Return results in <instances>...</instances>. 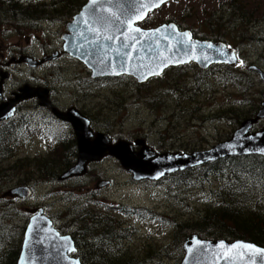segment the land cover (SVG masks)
<instances>
[{
    "label": "rangeland",
    "instance_id": "rangeland-1",
    "mask_svg": "<svg viewBox=\"0 0 264 264\" xmlns=\"http://www.w3.org/2000/svg\"><path fill=\"white\" fill-rule=\"evenodd\" d=\"M22 1L33 6L52 3L56 9L62 12L65 10V8H62L65 7L67 2L59 0ZM78 1L74 0L73 3ZM228 1L231 0H173L156 11L151 16L150 21L153 24L165 20L177 21L183 26L211 38L219 30L221 31V28L218 31L210 32L205 27L204 22L210 18L220 19L221 13L226 15L228 10L222 9L220 11V6ZM238 1L248 2V0ZM249 2L264 5V0H250ZM216 9L219 13L214 17L212 14ZM260 14L259 19L262 20L264 8L261 9ZM61 15H64V13ZM261 24H264V22H261ZM40 25L46 28L45 25ZM252 28L250 31L255 32ZM24 32L28 36L36 34L30 30ZM38 35L41 34L38 33ZM46 36H50L48 40L53 38L51 35ZM248 36L253 37L251 34H248ZM248 43L250 46L242 47V50L235 46L236 52L240 54L241 62L239 64L235 67L219 66L221 68L218 69L222 72L217 71L219 74L217 77L219 78L226 73L228 78L230 76L233 81H235V75L245 77H239L236 84L225 89L219 87V82L222 81H214L216 82L214 86L210 83L204 90L199 89L200 94H195L196 91L193 90L195 97L192 96L194 97L192 99L194 102H192V99H185L184 101L180 98V105L187 104L184 109L181 107L176 108L179 103L174 96L175 94L179 95L176 86L184 94L185 88L188 87L186 81L194 80L189 71L184 72L183 77L169 71L163 79L150 81L140 87L129 81L111 85L114 89L97 86L98 89L92 91L93 94L89 98L91 106L79 104L97 119L96 123L100 128H107L108 134H113L112 136L117 139H132L133 142L143 140L146 141V145H150V148L159 149L164 151L163 153H184V150L195 152L210 148L219 142L225 141L232 134L234 128L231 120L234 117L243 114H245L244 117L252 115L258 110L260 102L263 101L264 83L256 72L247 73L246 68L255 66L264 71V44H260L255 39H249ZM62 67L68 68V71L72 73L81 71V68L67 65V63ZM211 75L213 74L211 73ZM33 76L27 71L23 75L27 81L32 80ZM82 77L86 78V76ZM242 79L247 82L246 84L243 82L246 91H240L242 85L239 81ZM20 81L18 80V82ZM87 85L85 84L84 87L87 88ZM188 90L191 91V89ZM170 91H173L174 95H171ZM60 94H64L67 103H75L77 92L74 87L70 86V90L60 91ZM148 99H155L156 101L158 99L161 108L157 107L156 103L155 105L152 103L154 108L152 109ZM246 99H250L249 102ZM149 107L152 113L148 109ZM106 115L111 118L106 120ZM171 115L177 116L175 122L179 127L175 131L174 129L170 130L171 126H168ZM106 122L109 126H106ZM21 149L28 152L39 150L36 145H20L18 151ZM20 153L21 151L15 152V154H11L9 159L0 161V206L10 204L7 207L9 208L10 217L12 216V222L18 223L17 225H20V228L25 224V221L36 214L37 211L34 209L38 207L43 209L47 217H54V222L62 230L61 233H65V236H67L68 234L71 235L73 224L69 220H73L74 215L79 217V212L84 211L85 214L86 209L95 212L104 209L109 216H112L121 224L127 225L132 236L129 245L135 253H138L143 250L142 247L146 244L153 248L165 246L169 243V230L171 227L168 226V221H171L173 217H177L176 221L178 222L181 218H192L196 210L201 208L203 204L216 202V200H212L213 195L210 189L212 184L208 183L202 187L188 188L184 186V188H176L174 186L171 188L170 183L164 180L167 178L163 179L166 183L162 182V186L159 185L158 187L152 186L149 182H131L129 173L115 159H110L111 157L105 158L101 164L92 166L89 164L90 166L86 167V173L81 177L72 179L73 182L70 180L61 182L63 185H52L45 183L44 180L46 179L40 178L42 173L38 172L37 166L29 160H18L17 166L11 168L10 165H13L15 157ZM44 160L47 161L46 158ZM6 166L10 167L6 168ZM102 181L109 183L103 188H97L96 185ZM14 187L31 188L30 198L26 200H12L14 199L12 197H10L11 199L5 198V194ZM119 208H135L139 211L149 210L151 214L156 215V220H150V222L140 220L137 213L124 215ZM143 215L145 217L150 216L149 213H143ZM164 261L166 264H173L172 257L168 259L164 257Z\"/></svg>",
    "mask_w": 264,
    "mask_h": 264
},
{
    "label": "water",
    "instance_id": "water-1",
    "mask_svg": "<svg viewBox=\"0 0 264 264\" xmlns=\"http://www.w3.org/2000/svg\"><path fill=\"white\" fill-rule=\"evenodd\" d=\"M171 1L173 0H87L74 21L65 28L63 50L78 59L91 72L92 79L127 76L139 85L161 77L171 68L190 64L201 70L212 65L235 67L239 64L240 60L234 49L222 43L193 39L189 31L180 32L173 23L153 29L136 27L149 14ZM139 16L143 18H138ZM137 28L140 31H134ZM184 33L190 35L185 36ZM22 62L24 63L22 60L18 61L17 64ZM26 63L31 68L38 65L36 62ZM252 71L264 83V72L257 67H252ZM46 97V91L24 87L20 95L11 102V107L32 98L41 99L45 105ZM0 108L1 113L4 109ZM55 114L60 120L72 125L78 149L76 163L58 177V182L83 176L89 164L99 162L106 156L115 159L134 182L153 183L175 173L220 160L249 156L264 158V129L251 133L252 126L264 120V101L255 118L242 122L229 140L204 151L184 154H156L143 140H136L133 144L118 141L111 145L108 137L101 133L91 141L92 134L87 121L77 112ZM7 118L8 116L0 117V120ZM133 147L139 150L134 152ZM108 183L102 181L96 187L103 188ZM5 196L26 200L31 196V190L25 187L15 188ZM248 245L251 247H247ZM182 250L184 255L179 264H264V248L242 240H208L193 234L184 240ZM75 251L71 236H61L53 229L42 210H38L26 226L16 264H81L78 259L70 257Z\"/></svg>",
    "mask_w": 264,
    "mask_h": 264
},
{
    "label": "trees",
    "instance_id": "trees-1",
    "mask_svg": "<svg viewBox=\"0 0 264 264\" xmlns=\"http://www.w3.org/2000/svg\"><path fill=\"white\" fill-rule=\"evenodd\" d=\"M249 1L246 3L238 0L224 2L222 5L225 6L226 11L228 10L226 15L221 13L218 20L210 18L204 22L205 27L210 32L218 31L221 28V31L219 30L214 35L226 39L228 34L233 32L230 25H237L238 28L234 29L237 36L235 44L240 49L246 42L248 43L249 39H252L248 34L258 33L250 31L252 25L257 24L256 26L259 27L262 25L261 22H264V15H262V20L259 19L264 5L261 3L252 4ZM47 9L49 8H45V6L39 8L22 0H0V21L10 17L17 19L14 13L19 16L21 11L38 12L50 17L51 10ZM22 16L23 14H20V17ZM230 40L232 41V36ZM184 72L186 71L177 72L176 74L183 77ZM191 74L194 80L186 81L188 87L185 88L184 94L176 86L179 95L175 94V96L184 101L195 97L193 90L196 91L195 94H200L199 89L204 90L210 83L214 86V83H216L214 81H222L219 82V87H230L237 83L239 77H245L235 75V81H233L231 78L230 80L227 79V73L221 78L215 77L219 74L208 77L198 71L191 72ZM239 82L242 86L247 83L245 79ZM188 89H191V91ZM192 102H194L193 99ZM150 104L152 105V103ZM256 113L254 112L248 117H244L245 114L234 117L231 120L233 128H237L244 120L254 118ZM110 118L108 117L106 120ZM106 126H109L107 122ZM171 129L173 128L170 127ZM4 147H6L5 140L1 136L0 151H3ZM188 152L184 150V153ZM73 163L74 161L59 159L57 163L53 164L52 168L49 160L41 159L37 161L36 166L38 172L43 174L40 176L41 179L56 183L58 177L69 169ZM44 169H49V171L55 169L56 171H54V174L45 177ZM166 181L170 183L171 188L174 186L176 188H184V186L194 188L206 186V183L212 184L210 188L213 195L212 200H216V202L203 204L201 208L196 210L192 218H181L178 219V222L176 221L177 217H173L171 221H168V226L171 227V231L169 230V243L165 246L153 248L146 244L142 247L143 250L138 253H135L129 245L132 236L127 225L121 224V222L109 216L104 209L98 212L86 209L85 214L84 211H80L79 217L74 215L73 220L70 219L69 222L73 224L71 237L75 243L77 256L81 264H166L164 257L166 259L172 257L173 264L179 263L183 258L182 243L188 236L193 234H197L201 239L209 240H226L228 242L243 240L264 248L263 158L251 156L220 160L173 174L168 176ZM7 205L10 204L7 203ZM7 205L0 206V264H16L19 258L24 228H20L16 222H12V216L10 217ZM119 209L122 210L124 215L137 213L140 220L149 222L150 220H156V215L151 214L149 210ZM143 213H149L150 216L145 217ZM59 231L62 232L61 229Z\"/></svg>",
    "mask_w": 264,
    "mask_h": 264
},
{
    "label": "flooded vegetation",
    "instance_id": "flooded-vegetation-1",
    "mask_svg": "<svg viewBox=\"0 0 264 264\" xmlns=\"http://www.w3.org/2000/svg\"><path fill=\"white\" fill-rule=\"evenodd\" d=\"M63 1H67L64 10L65 12H62L61 10L59 12V9H56L52 3L47 5H36V7L39 8H42L41 6H45V8L48 7L49 9L47 10H51V17H47L46 14L43 15L38 12L21 11L19 13V16L18 14L14 13L17 19H13L10 17L0 21V107H3L4 109L0 113V117L6 118V116H8L7 119L0 120V137L2 136L4 138L6 144L4 150L0 151V161L9 159L11 157V154H15V152L21 151V153L15 157L13 165H10L12 166L11 168L17 166L18 160H29V162L33 163L36 166L38 160L46 158L51 162L52 168L53 164L57 163L59 159L74 161L73 165L76 163L78 157V149L74 129L69 122L60 120L55 112L59 115H65L70 111L77 112L87 121L90 134H92L90 138L91 141L96 138L97 134L101 133L108 137L111 145L117 143L118 141H126L133 144L132 139H117L112 136L113 134H108L109 131L107 130V128H100L96 123L97 119L92 116L87 110L82 108V106L79 104L82 103L83 105L91 106L89 98L93 94L92 91H96L98 89L97 86L105 89H114V87H111V85H118L122 81L133 82L136 86L137 83L134 79L126 76H122L116 79H92L91 72L78 59L72 57L68 53H65V51L63 50L64 41L62 40L63 36L66 34L65 28L67 24L74 21V18L80 13L87 0H79L75 3H73L74 0ZM220 7V11L225 8L224 5H221ZM62 13H64V15H61ZM218 13L219 12L216 9L212 15L215 17ZM20 14H23L24 17H20ZM153 14L154 13L148 15L144 22L136 25V27H141L142 29H153L163 24L173 23L176 25L180 32L189 31L193 39H196L198 41L222 43L225 44L228 48L234 49L236 51L235 43L237 36L235 34V30L238 28L237 25H230L231 31L233 32L232 34H228L226 39L215 35L209 38V36H204L203 33L199 34L196 31L183 26L180 22L177 21L172 22L170 20H165L161 23L153 24L150 21V18ZM38 21H44V25L46 26V28H43L41 25L37 24ZM261 26L257 27L255 26V24L252 25V27H254L252 28V30H254L255 32L257 30L258 32L257 34H253V36L255 37H252V39H255L260 44H264V24H262ZM6 29H8V31H6ZM25 30H30L36 34H31L30 36H28L25 34L26 32H24ZM38 33H40L41 35H38ZM46 35H51L53 36V38L51 40H48L50 36ZM231 36L232 41L230 40ZM247 45L248 47L250 46L249 43H246L242 47L245 48ZM241 48L240 50H242ZM237 57L239 58V60H241L239 53H237ZM21 60L24 61V63L22 62L21 64H17V62ZM26 61H29L30 63L37 62L40 63V65L37 68H31L27 65ZM240 62L241 61H239V63ZM65 63H67V65H73L75 67L81 68V71L72 73L68 71V68L62 67V65H64ZM219 66L224 65H212L206 70H201L196 65L190 64L186 65V67L172 68L169 71H172L175 74L181 71H189L190 73L198 71L202 72L204 76H209L211 75V73L215 76L218 74V70L222 72V70L218 69L221 68ZM252 67L255 66L247 67L246 72L255 73L252 71ZM25 71L29 72V74H31L32 76L34 75L32 80L27 81L26 79H24L23 75ZM167 72H165L159 79H163ZM82 76H86V78ZM18 80L21 81L18 82ZM228 80H230V76ZM85 84H88L87 88L84 87ZM24 86L37 91H46L47 97L45 100V105L44 103L42 104L41 99L32 98L29 100L20 101L11 107V102L16 99L17 95H20V91ZM70 86L72 88L74 87L75 91L77 92L75 103L73 104L67 103V99L64 94H60V91L70 90ZM175 98L179 103L176 108L181 107L182 109H184V107H187L186 103L180 105L179 97L175 96ZM249 100H247V102H249ZM148 102L153 103L154 105L156 103V106H159L161 108V104L158 99L157 101L148 99ZM262 102L263 101L260 102V105ZM150 106L152 109H154L152 105ZM148 109L150 110V107ZM258 110L256 112H258ZM106 117L108 118V115H106ZM176 118V115H171L168 122V126L170 125L174 129V131L179 127V125L175 122V120H177ZM262 129H264V120H260L258 123L254 124L251 128V133L259 132ZM20 145H36L38 146L39 150L35 152H28L21 149L20 151H18ZM148 147L150 148V145ZM150 149L153 150L156 154H162L164 152L159 149ZM138 150L139 148L133 147L134 152H137ZM107 157L109 156H106L101 161L92 163L90 165L92 166L99 163L101 164V162L104 161V159ZM10 166H6V168H9ZM54 171L56 170L53 169L52 171H49V169H44L43 172L45 174V177H47L51 174H54ZM129 179L132 182L131 176ZM44 182L50 183L52 185H63V183H58V181L56 183L50 181ZM71 182H73V180ZM161 183L162 181L158 183L149 182V184H151L152 186L157 187ZM16 199L17 198H14L12 200ZM40 209L42 210L43 214L46 215L42 208L37 207L34 210L38 211ZM48 219L50 220L54 230H56L61 236L66 235L65 233L61 234V232L59 231V225L54 222V217H48ZM28 222L29 220L25 221V224L21 226V228L26 229ZM70 257L79 260L77 256V249L72 255H70Z\"/></svg>",
    "mask_w": 264,
    "mask_h": 264
},
{
    "label": "snow or ice",
    "instance_id": "snow-or-ice-1",
    "mask_svg": "<svg viewBox=\"0 0 264 264\" xmlns=\"http://www.w3.org/2000/svg\"><path fill=\"white\" fill-rule=\"evenodd\" d=\"M160 2H163V0H160ZM138 18H143L142 16H139ZM174 27V26H173ZM134 31H140V29H134ZM158 31V30H157ZM185 36H189L190 34L189 33H184ZM106 39H111V37H106ZM125 47H127V45H124ZM209 47H211V45H209ZM247 247H251L250 245H248ZM260 251V250H258Z\"/></svg>",
    "mask_w": 264,
    "mask_h": 264
}]
</instances>
